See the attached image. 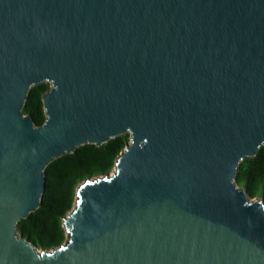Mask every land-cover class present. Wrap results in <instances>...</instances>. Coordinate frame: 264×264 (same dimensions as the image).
<instances>
[{"label":"water","instance_id":"obj_1","mask_svg":"<svg viewBox=\"0 0 264 264\" xmlns=\"http://www.w3.org/2000/svg\"><path fill=\"white\" fill-rule=\"evenodd\" d=\"M126 134L61 245L17 233L52 161ZM261 146L264 0H0V264H264L263 200L235 181Z\"/></svg>","mask_w":264,"mask_h":264},{"label":"trees","instance_id":"obj_2","mask_svg":"<svg viewBox=\"0 0 264 264\" xmlns=\"http://www.w3.org/2000/svg\"><path fill=\"white\" fill-rule=\"evenodd\" d=\"M48 89V84L42 83L27 93L22 113L32 119L34 126H41L45 120L41 98ZM128 141L126 134L100 147L85 144L52 161L44 170L40 206L17 223V233L38 250L61 245L66 234L62 222L74 204L76 188L86 179L109 173ZM235 181L250 199L260 198L264 204V146L255 157L239 164Z\"/></svg>","mask_w":264,"mask_h":264},{"label":"rangeland","instance_id":"obj_3","mask_svg":"<svg viewBox=\"0 0 264 264\" xmlns=\"http://www.w3.org/2000/svg\"><path fill=\"white\" fill-rule=\"evenodd\" d=\"M48 86H49V84H48ZM128 142H129V141H128ZM128 142H127V143H128ZM112 171H113V168H112V170L110 171V173H111ZM79 185H80V184H79ZM79 185H78V186H79ZM76 189H77V188H76ZM252 200H260V198H254V199H252ZM74 203H75V199H74ZM73 207H74V204H73L72 208H73ZM72 208L70 209V211L72 210ZM70 211H69V212H70ZM69 212H68V213H69ZM67 215H68V214H67ZM65 217H66V216H65ZM65 238H66V234H65ZM64 240H65V239H64ZM63 242H64V241H63Z\"/></svg>","mask_w":264,"mask_h":264}]
</instances>
